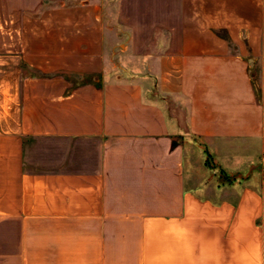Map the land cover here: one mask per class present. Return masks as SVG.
<instances>
[{
	"label": "crops",
	"instance_id": "1",
	"mask_svg": "<svg viewBox=\"0 0 264 264\" xmlns=\"http://www.w3.org/2000/svg\"><path fill=\"white\" fill-rule=\"evenodd\" d=\"M0 264H264V0H0Z\"/></svg>",
	"mask_w": 264,
	"mask_h": 264
},
{
	"label": "rangeland",
	"instance_id": "2",
	"mask_svg": "<svg viewBox=\"0 0 264 264\" xmlns=\"http://www.w3.org/2000/svg\"><path fill=\"white\" fill-rule=\"evenodd\" d=\"M213 163L211 161L208 160V166L210 168H213ZM211 178V181L215 182V184H219L220 186L225 185L227 183H231L233 182V180H237L238 177H233V176H229L227 174H225L224 172H222L221 170L219 172H215V174H212L211 176H209ZM208 176L204 177V180H209Z\"/></svg>",
	"mask_w": 264,
	"mask_h": 264
}]
</instances>
